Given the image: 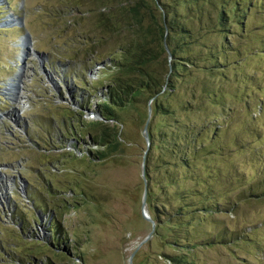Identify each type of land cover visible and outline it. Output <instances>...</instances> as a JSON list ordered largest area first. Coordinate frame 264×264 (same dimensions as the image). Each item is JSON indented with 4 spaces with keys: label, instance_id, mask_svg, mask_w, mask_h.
Returning <instances> with one entry per match:
<instances>
[{
    "label": "rangeland",
    "instance_id": "rangeland-1",
    "mask_svg": "<svg viewBox=\"0 0 264 264\" xmlns=\"http://www.w3.org/2000/svg\"><path fill=\"white\" fill-rule=\"evenodd\" d=\"M249 5L246 28L230 38L227 70L216 80L193 71L171 102L176 108L203 82L222 103L205 113H177L188 124L208 117V154L193 172L207 178L210 202L221 207L204 224L203 239L214 244L191 250L169 246L167 227L147 238L145 158L149 154L153 179L158 135L171 132L166 117L154 113L153 99L128 112L118 124L116 151L102 160L89 153L103 149L85 131L83 140L76 132L97 116L93 101L74 87L73 73L91 62L87 84L76 83L105 97L102 82L111 71L106 55L94 46L95 56L82 44L93 37L89 10L69 0H0V264L60 263L49 257L46 212L63 200L66 212L58 213L56 229L77 254L69 264H130L131 256V264H170L168 256L192 264H264V0ZM152 189L158 193L156 185ZM151 201L144 207L150 219Z\"/></svg>",
    "mask_w": 264,
    "mask_h": 264
},
{
    "label": "trees",
    "instance_id": "trees-1",
    "mask_svg": "<svg viewBox=\"0 0 264 264\" xmlns=\"http://www.w3.org/2000/svg\"><path fill=\"white\" fill-rule=\"evenodd\" d=\"M69 1L80 3L89 10L93 37H86L82 44L91 49L92 54H96L95 46L100 55H106V67L111 70L102 82L105 97H101L92 86L83 89L76 83L80 78L87 84L84 79L91 62L80 64L81 73L74 72L72 75L77 78V81L73 80L74 87L93 101V112L97 116L93 121L75 126L82 140L84 136L81 132L85 131L90 143L103 149L97 150L94 155L89 153L91 158L102 160L114 153L119 144L118 124L128 120V112H132L136 105L153 99L154 113L166 117L171 131L170 134L164 131L158 135L159 145L156 148L161 149V154L152 166L153 179L149 177V154L145 158L146 199L152 198L149 210L154 231L167 227L172 238L169 246L175 248L193 250L211 247L214 243L203 239L207 234L204 224L207 218L220 213L221 207L210 202L213 196L207 178L202 175L198 180L193 172L201 157L208 154L207 138L204 136L208 117L205 114L202 116L201 125L188 124L187 118L181 121L177 113H205V107H221L222 103L215 99L216 94L203 82L200 87L194 85L189 88V98L177 106L178 110L171 106V102L179 84H186L193 71L214 79L227 70L230 38L239 36L246 28L250 0ZM98 63L94 61V64ZM197 100L201 102L195 103ZM89 108L82 107L83 114L90 112ZM149 137L153 145V138ZM153 184L157 187V194L152 189ZM65 204V200L59 201L56 208L46 212L49 219L46 227H50L49 257L51 260L59 259V264L64 261L69 264L72 257H77L66 245L68 235L56 229L60 227L58 213L66 212ZM167 260L170 264H192L186 258L180 260L168 256Z\"/></svg>",
    "mask_w": 264,
    "mask_h": 264
},
{
    "label": "water",
    "instance_id": "water-1",
    "mask_svg": "<svg viewBox=\"0 0 264 264\" xmlns=\"http://www.w3.org/2000/svg\"><path fill=\"white\" fill-rule=\"evenodd\" d=\"M165 50H166V52H167V54H168V58L170 59L171 58V56H170V52H169V50H168V48H167V46L165 45ZM144 134H145V137H146V139H148V135H147V131H146V125H145V128H144ZM143 175H144V171H143ZM145 199H146V188H145V192H144V196H143V217H144V219H146L147 221H149L150 223H151V227H152V231H151V233L148 235V237L147 238H149L151 235H152V232L154 231V228H155V225H154V222L150 219V217L148 216V214L144 211V207H145ZM132 257V256H131ZM131 257H130V259H129V261H130V264H131Z\"/></svg>",
    "mask_w": 264,
    "mask_h": 264
},
{
    "label": "bare ground",
    "instance_id": "bare-ground-1",
    "mask_svg": "<svg viewBox=\"0 0 264 264\" xmlns=\"http://www.w3.org/2000/svg\"><path fill=\"white\" fill-rule=\"evenodd\" d=\"M17 83H18V81H17ZM13 84V83H12ZM16 86V85H15ZM12 87V86H11ZM13 88V87H12ZM10 90V89H9Z\"/></svg>",
    "mask_w": 264,
    "mask_h": 264
}]
</instances>
